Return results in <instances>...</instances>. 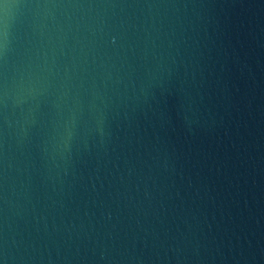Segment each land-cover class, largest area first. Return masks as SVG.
Here are the masks:
<instances>
[{"label":"water","instance_id":"95a60500","mask_svg":"<svg viewBox=\"0 0 264 264\" xmlns=\"http://www.w3.org/2000/svg\"><path fill=\"white\" fill-rule=\"evenodd\" d=\"M0 264H264V0H0Z\"/></svg>","mask_w":264,"mask_h":264}]
</instances>
